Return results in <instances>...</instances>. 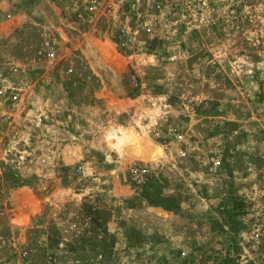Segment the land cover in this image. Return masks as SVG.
Segmentation results:
<instances>
[{"label": "rangeland", "instance_id": "1", "mask_svg": "<svg viewBox=\"0 0 264 264\" xmlns=\"http://www.w3.org/2000/svg\"><path fill=\"white\" fill-rule=\"evenodd\" d=\"M139 2L0 0V264H264V0Z\"/></svg>", "mask_w": 264, "mask_h": 264}, {"label": "built area", "instance_id": "2", "mask_svg": "<svg viewBox=\"0 0 264 264\" xmlns=\"http://www.w3.org/2000/svg\"><path fill=\"white\" fill-rule=\"evenodd\" d=\"M71 3H75V0H69ZM139 1L141 0H132V4L140 3ZM145 1V0H144ZM85 10L89 12H93L94 10L97 9L96 3H86ZM2 94V92H0ZM18 96H13V100L16 101ZM252 240L259 244L264 242V223L258 224L252 233Z\"/></svg>", "mask_w": 264, "mask_h": 264}, {"label": "bare ground", "instance_id": "3", "mask_svg": "<svg viewBox=\"0 0 264 264\" xmlns=\"http://www.w3.org/2000/svg\"><path fill=\"white\" fill-rule=\"evenodd\" d=\"M132 136H133V139H136V137L134 136V133L132 134ZM131 140H132V138H131ZM135 142H137V141H135ZM135 142L130 144L127 140H125L123 142L122 146H126L127 144L134 146L136 144Z\"/></svg>", "mask_w": 264, "mask_h": 264}]
</instances>
